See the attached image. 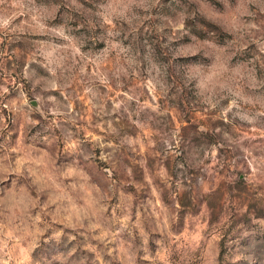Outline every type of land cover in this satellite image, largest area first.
<instances>
[{
  "label": "rangeland",
  "instance_id": "rangeland-1",
  "mask_svg": "<svg viewBox=\"0 0 264 264\" xmlns=\"http://www.w3.org/2000/svg\"><path fill=\"white\" fill-rule=\"evenodd\" d=\"M0 264H264V0H0Z\"/></svg>",
  "mask_w": 264,
  "mask_h": 264
}]
</instances>
